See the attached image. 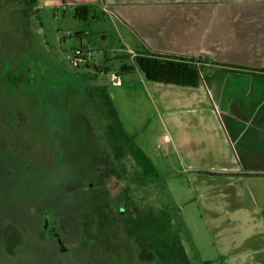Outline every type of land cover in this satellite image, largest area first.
I'll return each instance as SVG.
<instances>
[{
  "label": "rangeland",
  "instance_id": "rangeland-1",
  "mask_svg": "<svg viewBox=\"0 0 264 264\" xmlns=\"http://www.w3.org/2000/svg\"><path fill=\"white\" fill-rule=\"evenodd\" d=\"M116 39L107 19H81L69 6L0 0V264H178L169 255L177 238L190 264H222L219 250L202 243L205 233L188 228L190 194H169L164 179L144 174L129 149L118 159L121 174L99 183L104 161H113L105 153L116 154L101 95L112 84L103 70L132 64L116 56ZM76 48L85 49L79 65L69 59ZM95 187L107 195L116 223L127 209L140 211L145 220L134 221L132 238L101 226L91 204ZM87 213L92 235H111L110 247L84 233ZM150 214L172 220L168 234L152 228ZM11 233L20 237L14 253L7 250Z\"/></svg>",
  "mask_w": 264,
  "mask_h": 264
},
{
  "label": "crops",
  "instance_id": "crops-1",
  "mask_svg": "<svg viewBox=\"0 0 264 264\" xmlns=\"http://www.w3.org/2000/svg\"><path fill=\"white\" fill-rule=\"evenodd\" d=\"M50 1L90 5L111 23L116 56L136 70L106 67L109 95L169 194H190L189 230L205 233L222 264H264V0ZM144 50L205 59L201 82L148 79L136 62Z\"/></svg>",
  "mask_w": 264,
  "mask_h": 264
},
{
  "label": "trees",
  "instance_id": "trees-1",
  "mask_svg": "<svg viewBox=\"0 0 264 264\" xmlns=\"http://www.w3.org/2000/svg\"><path fill=\"white\" fill-rule=\"evenodd\" d=\"M18 1L19 3L21 4L24 3L27 6L36 5L38 3V0H18ZM74 10H75V15L84 20H88L90 16H96L94 9L87 4L77 5ZM136 62L140 70H142L145 76L150 80L196 86L201 82L202 71L205 68V62L207 61L205 59L197 58L193 56L160 53L151 50H144L137 53ZM213 64H218L228 69L263 71V70H256L250 67H243V66L219 63V62H213ZM135 70H136L135 65L124 63L120 68V73L121 74L132 73ZM101 95H103L102 98L104 99L103 104L105 105V107H107V109L105 110H109V113H111V116L113 118L112 123L108 124V128L110 130V134H112L116 138V144H115L116 154L110 156L107 153H105L104 156L113 157V161L111 162L104 161L105 168L101 170L100 173L101 178L99 177L100 179L99 183L103 182V179L108 178L112 175L121 174V172L118 169V165H120L119 162L122 159V155L124 154L125 148L129 149V152L133 155L136 162L143 170L144 174L154 175L158 177L159 171L156 165L154 164L153 160L143 150V148L136 143L134 136L130 135L123 127L118 111L112 101L111 96L104 89H102ZM97 183L94 185H97ZM93 189L94 190L91 197L92 198L91 204L94 213H96L95 215L99 217L101 226L109 229L111 232L118 231L121 229L125 233H128L130 238H132L131 231L134 221H138L139 219L145 220V218L141 216V214L139 213L140 211L138 213L132 214L131 212H128L127 209V213L124 215L125 216L124 219H119L118 223H116L114 220H111L109 218V211H108L109 204L107 203L108 201L107 195L101 194L99 192V187L97 188L95 187ZM128 202H130V200ZM90 214L91 213H87V220L85 221V225H84V230H85L84 233L88 235L89 238H95L99 243H106V246H108V244L111 245L112 243L111 235L104 234L103 232H101V234L96 236L92 235L91 233L92 221ZM150 216L152 217L153 215L150 214ZM166 218L167 217H165V219ZM152 220H153L151 223L152 228L157 227L158 231H161L164 234L166 233V231L167 234L169 233V230L172 225L171 224L172 220L169 217L165 220V222L159 221V218L156 217L155 218L152 217ZM127 221L129 224H127ZM146 222L147 224H150V221H146ZM163 223L165 224L166 227L165 230L163 229L164 228ZM19 244H20L19 235L17 233H14L12 237V233H11L9 238V243H7V250L10 253H14L16 246H18ZM110 245L108 247H110ZM163 245H165V243H163ZM169 247H171V250L169 251L170 252L169 255L173 257L174 261H177L178 264H181L183 262H187L188 264L191 263L186 248L183 245V243H181L179 238L175 239V241L171 245H169Z\"/></svg>",
  "mask_w": 264,
  "mask_h": 264
},
{
  "label": "built area",
  "instance_id": "built-area-1",
  "mask_svg": "<svg viewBox=\"0 0 264 264\" xmlns=\"http://www.w3.org/2000/svg\"><path fill=\"white\" fill-rule=\"evenodd\" d=\"M69 59L77 65L81 64L85 60L84 50L82 48L74 49V53L69 56Z\"/></svg>",
  "mask_w": 264,
  "mask_h": 264
}]
</instances>
